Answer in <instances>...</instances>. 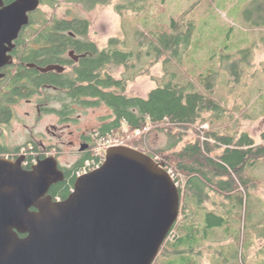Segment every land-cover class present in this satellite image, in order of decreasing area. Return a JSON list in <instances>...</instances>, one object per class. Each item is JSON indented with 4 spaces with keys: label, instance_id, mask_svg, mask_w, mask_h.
Here are the masks:
<instances>
[{
    "label": "rangeland",
    "instance_id": "374dc122",
    "mask_svg": "<svg viewBox=\"0 0 264 264\" xmlns=\"http://www.w3.org/2000/svg\"><path fill=\"white\" fill-rule=\"evenodd\" d=\"M255 1L147 0L143 12L127 13L122 17L116 11L120 0L93 9L73 0H56L54 6L45 4V0L33 15V28L40 29L43 26L42 20H88L91 25L89 39L100 49H107L111 40L118 39L120 51L138 52L139 59L133 57L129 67L110 64L105 68L116 80H128V96L148 98L154 89L166 84H193L196 91L208 94L209 89L199 82V78L216 74L212 96L225 110L223 115L220 119L207 115L208 122L189 128L177 150L199 136L203 139L205 131L212 127L232 135L245 132L254 138L256 144H264V20L258 12L264 0H259L258 4ZM180 19H183L184 24L191 22L195 26L189 46L181 47L178 52L160 51L162 47L157 50L151 43L153 36L168 32L172 21ZM19 100L12 104L13 119L0 127L2 143L9 153L32 139V134L37 136L46 127L58 125L55 115H43L39 120L35 107L26 101L27 98ZM73 113L80 121L72 124L67 131L76 135L79 132L90 134L98 131L103 119L110 117L112 111L101 105L88 109L76 107ZM160 128L149 126L150 131L140 136L136 132H127L125 128L123 134L111 137L120 146L136 145V148L150 155L157 154L155 158L165 163L166 157L171 154L166 150L171 139ZM100 141L97 140L94 153L101 147ZM64 151L60 163L63 166L72 165L76 160L75 154L71 155L67 149ZM249 170L260 181L244 194L243 207L235 199V212L229 221L222 227L208 229L207 239H204L202 231L198 237V242L203 243L201 247L186 253V259H179L177 264H189L190 261L192 264H264V159H260ZM80 172H77L78 176L84 175H79ZM179 179L183 186L184 178L181 176ZM208 193L210 198L204 203L198 200L193 203H199L198 222L205 229L208 225L207 212L214 210L222 216V209H216L227 202L214 192ZM177 237L174 234L171 241ZM193 244L190 246L193 247Z\"/></svg>",
    "mask_w": 264,
    "mask_h": 264
},
{
    "label": "trees",
    "instance_id": "16d2710c",
    "mask_svg": "<svg viewBox=\"0 0 264 264\" xmlns=\"http://www.w3.org/2000/svg\"><path fill=\"white\" fill-rule=\"evenodd\" d=\"M56 0H47L54 6ZM88 9L96 8L98 5L111 4L113 0H73ZM147 0H120L116 5V11L120 16L127 13L138 14L145 10ZM259 0L255 1L258 4ZM259 15L264 20V4L259 5ZM39 35L31 34L30 38L36 43L42 42L45 59H39L37 49L30 51L25 61L47 65L51 60L53 49L50 39L51 31H57L58 38L66 36V32H74L87 35L90 30L88 20H42ZM35 23V22H34ZM195 26L189 22L184 24L183 19L173 20L168 32L156 34L151 43L157 50L177 51L181 47H188L194 34ZM44 30V31H43ZM119 40H112V48L103 52L102 55L87 57L82 61L81 67L73 75L58 76L54 73L40 74L35 69L24 68L17 74L18 70L9 71L5 80L10 90L7 96L0 102V127L3 123L10 121L13 112L11 104L22 98H30L38 94L42 85L59 86L64 92L58 93L53 101L62 104L63 112H75V107L82 109L94 108L104 105L112 114L103 119V124L96 132L97 139L114 137L123 134L124 129L129 133L143 130L146 127H162L171 139L170 146L166 149L171 152L166 157L164 166L174 169L177 175L184 178V185H179L182 194L181 214L178 222L164 243L160 254L154 264H177L178 260L186 259V253L194 252L203 243L198 242V237L204 231V239H207V231L213 227H222L232 216L236 199L239 206L244 205V194L251 187L257 186L260 178L251 174L249 170L255 167L260 159H264V144H256L254 138L248 133L228 134L215 127L205 131L204 137H198L195 141L184 145L177 150L179 144L184 141L187 130L199 123L208 122V117L220 119L224 113L222 105L212 96L215 86L216 74L208 77H200L199 82L205 84L209 93L196 91L193 84L181 86L178 84H166L154 89L148 98L126 95L128 80H116L112 76L106 78L100 75V69L112 63H118L129 67L132 58L139 59V53L124 52L117 48ZM115 42V43H114ZM115 48L113 49V47ZM89 46V51L95 54ZM57 50V49H56ZM54 50L55 52H57ZM16 72V73H15ZM53 98V97H52ZM209 117V118H210ZM2 130L0 128V156L9 153L7 147L2 143ZM130 145V144H129ZM137 147L136 145H132ZM140 150V149H139ZM142 151V150H141ZM146 152V151H143ZM147 153V152H146ZM93 152L81 163L72 168V174H67L64 181L54 185L51 193L54 197L65 200L74 187L77 172L85 167L87 161L98 162ZM156 157L157 154H151ZM156 155V156H155ZM93 162V163H95ZM179 180V179H178ZM209 191L222 197L225 201L219 205L222 216L217 215L214 210L207 212L208 225L200 226L198 220L199 203H204L210 198ZM195 200L199 203L193 204ZM230 204V205H229ZM195 209V210H194ZM242 215L240 214V219ZM230 217V218H229ZM229 231V229H227ZM178 237L171 241L172 236ZM193 244V247L190 244ZM187 244V245H186ZM193 262H189L192 264Z\"/></svg>",
    "mask_w": 264,
    "mask_h": 264
},
{
    "label": "water",
    "instance_id": "95a60500",
    "mask_svg": "<svg viewBox=\"0 0 264 264\" xmlns=\"http://www.w3.org/2000/svg\"><path fill=\"white\" fill-rule=\"evenodd\" d=\"M40 6V0H16L0 8V69L11 64L8 52ZM53 70L60 69L40 71ZM64 179L55 158L32 170L21 158H0V264L156 262L182 206L179 186L162 163L115 146L99 168L76 178L67 199L54 201L49 192Z\"/></svg>",
    "mask_w": 264,
    "mask_h": 264
},
{
    "label": "flooded vegetation",
    "instance_id": "af4514ba",
    "mask_svg": "<svg viewBox=\"0 0 264 264\" xmlns=\"http://www.w3.org/2000/svg\"><path fill=\"white\" fill-rule=\"evenodd\" d=\"M15 1L16 0H4L3 4H0V8H6L13 4ZM40 2L42 6L45 0H40ZM37 11L29 14L30 24L22 29L18 38L13 42L14 48L12 49V51L8 52V56L12 58L11 64H7L0 69V74L6 75L4 78L0 79V102L3 100L4 96L8 95L10 91L7 87V84H5V80L7 79L9 71L11 70H18V74L20 73L19 71L21 69L30 68L37 70L40 74L54 73L58 76L73 75L75 77V72L81 67L82 61L87 57V55H102L103 52L109 51V49L112 48L110 42L107 49H100L94 41L89 39V33H87V35H81L69 31L66 32L65 37L58 38L57 35L59 34V32L51 31V46L49 48L53 49V56L51 60L54 61L52 63H48L47 65L28 63L27 61H25L27 54L33 49H37L38 53L39 51H41L39 49L43 48L42 42L36 43L30 38L31 34L39 35L40 33L39 28H33V26L35 25L33 15L36 14ZM62 20L72 21L75 20V18ZM113 40L115 41V39ZM116 43L118 48V42L116 41ZM90 44L93 46L92 49L94 50L95 54L88 50ZM114 48L115 46L113 47V49ZM54 50H56L57 52H55ZM37 56L39 57V59H45L44 52H39ZM112 64L119 65L115 62ZM109 65L110 64L100 69L99 73L104 78H106V76H112V74L108 73L105 70V68H107ZM50 67H58L60 70H53L46 73L40 71L41 69ZM38 91V94L27 98L26 101L35 107V110L37 112V119L41 120L43 118L42 116L47 114L55 115L58 119V125H50L49 127H46L45 131L39 133V135L37 136L32 134V139L26 142L22 147L17 148L13 153L1 155L0 158H6L11 161H17L21 158L23 160V167L26 170H32V168L40 161L46 160L48 158H55L59 163L60 170L64 172L66 177L67 174H72V168L76 164L81 163L87 156L94 152V148L98 140L96 135L97 131L90 134L86 132H79L76 135L70 130L67 131V129L70 128L72 124H77L80 121V118L76 119L73 116L74 113L71 111L63 112L62 104L53 101V99H55V96L58 93L64 92V90H62V88L59 86L46 84L42 85V87ZM32 98H35V100ZM56 104H59L58 107H61V109L56 107ZM10 107L12 109V104ZM12 119L13 115L10 120ZM49 135H52L51 139L49 138ZM65 149L70 150V154H75L76 156V160L72 165L63 166L60 163V158L65 154ZM51 190L49 192V195L54 199ZM54 201L63 200L60 198H56Z\"/></svg>",
    "mask_w": 264,
    "mask_h": 264
},
{
    "label": "built area",
    "instance_id": "2783aa9c",
    "mask_svg": "<svg viewBox=\"0 0 264 264\" xmlns=\"http://www.w3.org/2000/svg\"><path fill=\"white\" fill-rule=\"evenodd\" d=\"M150 129L149 127L144 128L143 130H137L136 134L138 136L142 135L145 132H149ZM101 143V147L97 149V151L95 152V156L98 158V162L95 161H88V163L86 164V166L81 170L80 174H86L89 173L97 168H99L103 162L105 161V154H106V150H108L111 147H115V146H120L119 143H117V141L112 138H105V139H101L100 141ZM157 160V159H156ZM158 162H160L159 160H157ZM95 162V163H93ZM168 171L171 173V175L173 176V178L175 179V181L177 182L178 186L180 185V179L179 177H181L180 175H175L172 169H168ZM179 179V180H178ZM182 182V181H181Z\"/></svg>",
    "mask_w": 264,
    "mask_h": 264
}]
</instances>
